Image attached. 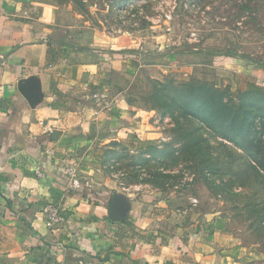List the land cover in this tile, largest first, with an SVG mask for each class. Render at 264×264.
<instances>
[{
	"label": "crops",
	"instance_id": "1",
	"mask_svg": "<svg viewBox=\"0 0 264 264\" xmlns=\"http://www.w3.org/2000/svg\"><path fill=\"white\" fill-rule=\"evenodd\" d=\"M117 45L51 0H0V264H242L190 203L121 192L104 171L107 152L144 138L115 91L130 61ZM49 203L66 218L51 230Z\"/></svg>",
	"mask_w": 264,
	"mask_h": 264
},
{
	"label": "rangeland",
	"instance_id": "2",
	"mask_svg": "<svg viewBox=\"0 0 264 264\" xmlns=\"http://www.w3.org/2000/svg\"><path fill=\"white\" fill-rule=\"evenodd\" d=\"M51 2L134 53L115 91L144 138L103 162L121 192L190 203L242 264H264V0Z\"/></svg>",
	"mask_w": 264,
	"mask_h": 264
},
{
	"label": "built area",
	"instance_id": "3",
	"mask_svg": "<svg viewBox=\"0 0 264 264\" xmlns=\"http://www.w3.org/2000/svg\"><path fill=\"white\" fill-rule=\"evenodd\" d=\"M37 176H41L40 172H35ZM74 170H70L69 176H74ZM45 224L49 230L58 228L65 223V215L61 211L59 207L56 205L49 203L44 206L43 209Z\"/></svg>",
	"mask_w": 264,
	"mask_h": 264
},
{
	"label": "trees",
	"instance_id": "4",
	"mask_svg": "<svg viewBox=\"0 0 264 264\" xmlns=\"http://www.w3.org/2000/svg\"><path fill=\"white\" fill-rule=\"evenodd\" d=\"M113 54H115L116 56H118L120 58H128V59H131V58L134 57V53L132 52V50H124V51H120V52H113ZM260 84L261 83L258 81V82L255 83V85H251V86H248V87L249 88H253V89L255 88V90H259L260 87H261ZM218 114H219V111L216 108H212V112H211L212 118H216L218 116ZM230 116L231 115H229V117ZM219 127H223V124H221ZM225 129H229V128H225ZM226 134H228V136L231 137L229 135L230 134V131H229V133L226 132ZM254 161L257 163L258 167H260L262 170H264V157H262L260 159H257L256 158V160H254Z\"/></svg>",
	"mask_w": 264,
	"mask_h": 264
},
{
	"label": "water",
	"instance_id": "5",
	"mask_svg": "<svg viewBox=\"0 0 264 264\" xmlns=\"http://www.w3.org/2000/svg\"><path fill=\"white\" fill-rule=\"evenodd\" d=\"M127 203L123 201L120 197H114L112 200V205L110 208V217L112 220H120V218L125 214Z\"/></svg>",
	"mask_w": 264,
	"mask_h": 264
}]
</instances>
